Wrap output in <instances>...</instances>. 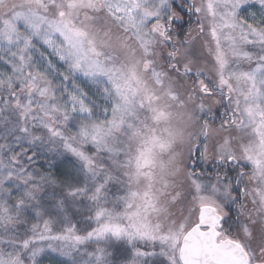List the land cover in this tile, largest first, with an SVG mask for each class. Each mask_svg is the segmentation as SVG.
Masks as SVG:
<instances>
[{
  "label": "snow or ice",
  "instance_id": "6c2138e0",
  "mask_svg": "<svg viewBox=\"0 0 264 264\" xmlns=\"http://www.w3.org/2000/svg\"><path fill=\"white\" fill-rule=\"evenodd\" d=\"M0 264H264V0H0Z\"/></svg>",
  "mask_w": 264,
  "mask_h": 264
}]
</instances>
